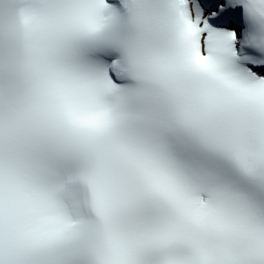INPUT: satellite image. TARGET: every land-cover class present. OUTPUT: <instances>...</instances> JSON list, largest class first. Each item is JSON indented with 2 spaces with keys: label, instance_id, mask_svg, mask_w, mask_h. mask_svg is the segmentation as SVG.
I'll use <instances>...</instances> for the list:
<instances>
[{
  "label": "snow or ice",
  "instance_id": "obj_1",
  "mask_svg": "<svg viewBox=\"0 0 264 264\" xmlns=\"http://www.w3.org/2000/svg\"><path fill=\"white\" fill-rule=\"evenodd\" d=\"M0 264H264V0H0Z\"/></svg>",
  "mask_w": 264,
  "mask_h": 264
}]
</instances>
